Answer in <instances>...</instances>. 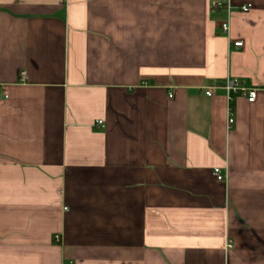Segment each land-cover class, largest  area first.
Wrapping results in <instances>:
<instances>
[{
	"label": "crops",
	"instance_id": "obj_1",
	"mask_svg": "<svg viewBox=\"0 0 264 264\" xmlns=\"http://www.w3.org/2000/svg\"><path fill=\"white\" fill-rule=\"evenodd\" d=\"M0 97V264H264V0H0Z\"/></svg>",
	"mask_w": 264,
	"mask_h": 264
},
{
	"label": "built area",
	"instance_id": "obj_2",
	"mask_svg": "<svg viewBox=\"0 0 264 264\" xmlns=\"http://www.w3.org/2000/svg\"><path fill=\"white\" fill-rule=\"evenodd\" d=\"M252 8H253L252 4H248L246 6H243L240 10L243 13H248L249 11H251ZM227 9H228L229 12L231 11V7L230 6H228ZM222 31L225 34L229 33V31H230L229 22H226V23H224L222 25ZM234 46L236 48H239V47L243 46V43L242 42H235ZM24 77H25V73H23V78ZM224 89H225V91L227 93V99H228V126H229V128H231L232 125L235 122V119H234V116H233V108H232V103H233L234 97L236 95H240V96L246 98V100L249 103H254L256 101V99H257V96H258V90L255 89V88H251V89L245 88L241 84V82H239L238 80L227 81L225 86H224ZM211 95L212 94L209 92L208 96H211ZM6 98H8L7 95L5 96V99ZM0 99H1V97H0ZM98 124L102 125V121H99ZM214 175H215L216 179L219 182L227 181V178H228L227 174L223 173L220 168H215L214 169ZM55 238L57 240L61 239L59 236H56ZM229 247H232V246H229Z\"/></svg>",
	"mask_w": 264,
	"mask_h": 264
},
{
	"label": "bare ground",
	"instance_id": "obj_3",
	"mask_svg": "<svg viewBox=\"0 0 264 264\" xmlns=\"http://www.w3.org/2000/svg\"><path fill=\"white\" fill-rule=\"evenodd\" d=\"M3 100V99H2Z\"/></svg>",
	"mask_w": 264,
	"mask_h": 264
}]
</instances>
